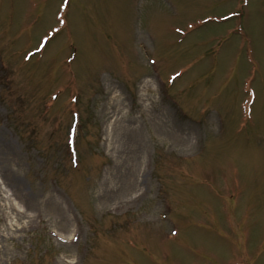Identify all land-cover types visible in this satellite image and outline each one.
<instances>
[{
	"label": "rangeland",
	"instance_id": "374dc122",
	"mask_svg": "<svg viewBox=\"0 0 264 264\" xmlns=\"http://www.w3.org/2000/svg\"><path fill=\"white\" fill-rule=\"evenodd\" d=\"M0 264H264V0H0Z\"/></svg>",
	"mask_w": 264,
	"mask_h": 264
},
{
	"label": "bare ground",
	"instance_id": "6f19581e",
	"mask_svg": "<svg viewBox=\"0 0 264 264\" xmlns=\"http://www.w3.org/2000/svg\"><path fill=\"white\" fill-rule=\"evenodd\" d=\"M7 198H8V197H7V196H5V199H7ZM14 210H15V209H14ZM16 211H17V212H16V214H19V215L21 214V215H23V216L25 215L23 212H21V211H19V210H16ZM14 227H15V226H11V227H10V230L12 231V233H13V236H14V232H13V231H15V232H17V233H18V232H21V231H22V229H23V228H22V227H20V226H19V227H18V226H16V229H14Z\"/></svg>",
	"mask_w": 264,
	"mask_h": 264
}]
</instances>
